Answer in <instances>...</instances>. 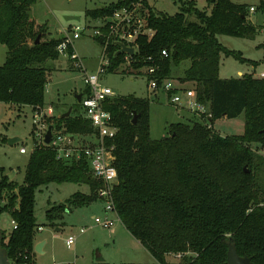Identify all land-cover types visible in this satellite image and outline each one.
<instances>
[{
	"label": "trees",
	"instance_id": "trees-1",
	"mask_svg": "<svg viewBox=\"0 0 264 264\" xmlns=\"http://www.w3.org/2000/svg\"><path fill=\"white\" fill-rule=\"evenodd\" d=\"M136 1L118 0L88 9L85 15L93 20L104 18ZM35 2L0 0V43L7 46L0 65V101L32 109L45 105L48 74L60 56L56 47L62 40V36L44 37L45 24L30 18ZM248 8L232 0H206L203 9L195 0H182L173 14L148 7L147 27L153 32L137 37L130 64L135 69L144 67L151 56L159 65L154 76L159 81L193 84L197 100L211 112L212 125L222 117L243 114L242 134L222 136L201 121H179L168 125L166 136L153 139L148 98L114 95L104 101L117 127L113 139L118 181L112 194L115 211L128 232L161 264H227L230 241L240 255L264 264V177L260 176L262 171L264 176V156L259 153L264 148V78L219 76L221 55L248 61L217 39L220 34L253 38L259 30L248 21ZM255 12L264 15V1L255 6ZM192 15L195 19L191 20ZM38 34L40 40L35 43ZM94 39L102 43L100 37ZM117 49L116 43L108 45V72L123 63L124 54H117ZM164 49L167 53L162 56ZM87 93L85 86L82 94ZM70 107L69 116H63L64 110L47 121L70 133L93 131L79 101ZM52 182L88 185V194L75 192L67 199L73 207L96 201L101 186L89 174L84 159L56 160L54 150L46 145L30 152L19 185L0 167V214H8L16 224L9 232L2 231L1 245L11 264H33L38 227L35 194ZM4 189L8 195L2 202ZM66 208L63 204L47 209L49 223L54 209L63 212ZM171 252L194 254L175 259ZM95 262H100L99 257Z\"/></svg>",
	"mask_w": 264,
	"mask_h": 264
},
{
	"label": "rangeland",
	"instance_id": "rangeland-1",
	"mask_svg": "<svg viewBox=\"0 0 264 264\" xmlns=\"http://www.w3.org/2000/svg\"><path fill=\"white\" fill-rule=\"evenodd\" d=\"M116 1L118 0H36L30 6L29 15L36 24H45L44 37H58L62 36V31L68 27L96 24V20L85 15L86 10ZM138 1L141 11L147 12L148 7H151L154 11L173 14L179 11L182 0ZM232 1L256 6L264 0ZM195 2L198 8H206V0ZM248 13V21L259 30L253 38L217 35L221 44L230 50L239 51L242 57L248 60L241 62L233 56L221 55L220 77H238L239 72L241 75L253 74L259 77L264 73V17L261 13ZM189 18L195 19L193 15ZM74 50L88 73L96 71L102 55V46L97 40L81 36L74 41ZM6 52L7 46L0 43V65L5 60ZM186 64L185 62L183 65ZM53 65L45 86L44 102L56 109L58 115L76 104V95L83 91L84 83L82 72L73 66L67 55H60ZM147 81L144 67L135 69L125 63L102 76V84L108 86L116 95H134L149 99L150 137L153 139L166 136L167 125L171 123L198 121V117L193 113L166 104L164 95L158 97L151 92ZM192 85L190 83L186 87L193 89ZM180 110L185 118L181 116ZM213 128L222 136L242 134L244 116L241 114L236 118L222 117L214 121ZM31 130L30 106H15L0 101V167L4 168L5 174L15 170L12 180L18 185L24 179L32 147ZM13 137L19 138L20 141L9 143L8 139ZM24 145L27 152L23 154L19 152V148ZM260 176L264 177L263 171ZM75 192L88 194L89 189L83 184L73 182H52L40 186L36 191L34 214L37 224L42 225V230H36L35 241L46 238L47 245L45 253L35 252V264H92L94 253H99L105 264H156L151 254L128 232L121 221L114 214L105 211L103 202L98 198L88 206L75 207L69 212L62 213V210L54 209L51 212L54 219L50 224L46 218V210L63 204L68 207L67 199ZM7 195L8 192L4 189L1 193L2 202H5ZM106 215L115 219L112 227L103 228L94 223V217L103 218ZM10 220L8 214H0V229L5 233L12 229ZM81 228L85 229L82 233ZM69 235L75 237L72 248H68L65 243Z\"/></svg>",
	"mask_w": 264,
	"mask_h": 264
},
{
	"label": "built area",
	"instance_id": "built-area-1",
	"mask_svg": "<svg viewBox=\"0 0 264 264\" xmlns=\"http://www.w3.org/2000/svg\"><path fill=\"white\" fill-rule=\"evenodd\" d=\"M140 5V1L131 2L129 5L114 10L110 16L96 19V24L68 27L62 31V40L56 47L59 55H67L68 58L71 59L73 66L77 67L82 72V81L84 87H88L89 93L82 94L79 104L82 108L84 117L90 121L94 129L93 131L75 134L65 131L64 129H56L53 127L51 139L49 143H45V134L50 124L47 118L54 115L53 108L51 106H37L32 109V147L30 148V152L36 147L46 145L54 150L56 160L70 163L74 160L84 159L88 163V172L91 177L101 183V186L96 190L97 198L103 202L105 211L114 214L117 219H119V217L115 211L112 196L113 187L115 186L114 183H118L117 170L114 166L115 145L113 144L117 127L113 122L110 111L104 108V101L116 94H114L108 86L102 84V76L108 72L109 58L107 56V48L110 43L113 42L117 44L118 41H121L125 45L133 47L134 51L132 55H134L137 51V37L152 35L153 31L147 27L146 12L139 10L138 6ZM248 10L250 13H254L255 6H250ZM262 24L264 25V20ZM81 36H89L92 38L100 37L102 39L100 63L96 71L92 73H88L85 70L80 57L74 50V41ZM69 48L72 49L70 54L68 53ZM166 53L164 49L161 51L160 55L164 56ZM123 54V63L130 65L132 62V55L127 53ZM151 59L152 57L148 56L147 60L150 62L144 66L148 80L147 86L151 92L162 93L167 103L193 113L198 117V121L203 122L206 127L212 128L213 125L210 121L211 112L204 104L197 100L195 90L183 87L173 79H163L159 81L154 77L160 70L159 65ZM259 77L264 78V73H261ZM19 152L23 154L26 153V146H21ZM259 153L264 156V148H261ZM114 222L115 219L107 215L103 218L94 217V223L103 228L112 227ZM11 225L12 228L16 227L13 220H11ZM41 229V226L37 227V230ZM84 231V228L80 229L81 233ZM74 242L75 237L72 235H69L65 239L68 248H72ZM185 254L194 253L171 252L169 255L175 259H180ZM19 264L28 263L22 262ZM94 264L105 263L95 262ZM156 264L161 263L156 262Z\"/></svg>",
	"mask_w": 264,
	"mask_h": 264
},
{
	"label": "water",
	"instance_id": "water-1",
	"mask_svg": "<svg viewBox=\"0 0 264 264\" xmlns=\"http://www.w3.org/2000/svg\"><path fill=\"white\" fill-rule=\"evenodd\" d=\"M39 40H40V34L37 35L35 39V43H38ZM117 45L119 47V49H117V52H116L117 54L119 53H127L129 55L133 54V51H134L133 47L127 46L121 41H118ZM81 96H82V93L77 94L76 100L80 101ZM70 112H71V107H69L67 111L63 113V116L64 117L69 116ZM136 120H137V117L134 116L132 122L136 123ZM53 127H54L53 124L48 125L47 132L45 134V140H44L45 143H49L51 136H52ZM8 140H9V143H12V144L20 141V139L17 137H13ZM15 173H16L15 170H11L9 173H7L8 178L12 180ZM114 184L116 185L117 182H115ZM2 239H3V234H2V230L0 229V264H11V261L8 258L6 249L1 245ZM43 244H44V241L36 243L34 245V251L37 253H42ZM226 259H227V264H254L250 256L240 255L237 252L235 245L231 241L228 244Z\"/></svg>",
	"mask_w": 264,
	"mask_h": 264
},
{
	"label": "crops",
	"instance_id": "crops-1",
	"mask_svg": "<svg viewBox=\"0 0 264 264\" xmlns=\"http://www.w3.org/2000/svg\"><path fill=\"white\" fill-rule=\"evenodd\" d=\"M235 3H237V2H235ZM239 3V2H238ZM250 6H253V5H248V7H250ZM249 12V11H248ZM249 14V13H248ZM254 14H260V12H255ZM262 15V14H261ZM263 17H264V15H262ZM248 18H249V16H248ZM239 76H241V72H239ZM223 78V77H222ZM176 82H178V83H180L178 80H175ZM187 84H190V82L189 83H180V85H182L183 87H186V85ZM82 93V92H81ZM155 94H157V96L158 97H160L161 95H162V93H160V92H156ZM165 102H166V100H165ZM166 104H169V103H166ZM169 105H171V104H169ZM48 106H50V105H47V104H45L44 105V107H48ZM31 107V106H30ZM52 107V106H51ZM31 109H32V107H31ZM180 109V108H179ZM53 113L54 114H56L57 115V113H56V109L54 110L53 109ZM180 112H181V116H183L184 117V115H183V112L180 110ZM61 112H59V114H60ZM185 118V117H184ZM167 127H168V125H167ZM84 186H86V187H88V185L87 184H83ZM88 189H89V187H88ZM88 206V205H87ZM82 207H84V206H82ZM72 208H75V207H73V206H68L62 213H64V212H69V211H71L72 210ZM62 218H63V216H62ZM10 223H11V220H10ZM38 226H41L42 227V225H38ZM42 230V229H41ZM41 241H44V244H43V247H42V253H45V248H46V245H47V240H46V238H40V239H37V241H35V244L36 243H38V242H41ZM138 241V240H137ZM139 242V241H138ZM145 249V248H144ZM98 255V256H97ZM34 256H35V251H34ZM34 256H33V264H35V258H34ZM96 257H99V260H100V262H102V263H105L104 262V260H103V258L101 257V255L98 253V254H95L94 253V260L92 261V264L95 262V260H96Z\"/></svg>",
	"mask_w": 264,
	"mask_h": 264
}]
</instances>
